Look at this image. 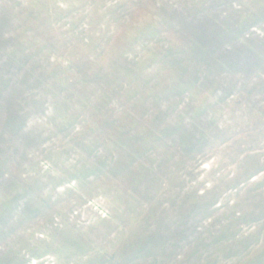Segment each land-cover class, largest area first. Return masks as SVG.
Returning a JSON list of instances; mask_svg holds the SVG:
<instances>
[{
  "label": "rangeland",
  "instance_id": "374dc122",
  "mask_svg": "<svg viewBox=\"0 0 264 264\" xmlns=\"http://www.w3.org/2000/svg\"><path fill=\"white\" fill-rule=\"evenodd\" d=\"M0 264H264V0H0Z\"/></svg>",
  "mask_w": 264,
  "mask_h": 264
}]
</instances>
